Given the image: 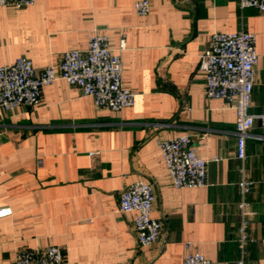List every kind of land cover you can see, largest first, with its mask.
<instances>
[{
    "label": "crops",
    "instance_id": "1",
    "mask_svg": "<svg viewBox=\"0 0 264 264\" xmlns=\"http://www.w3.org/2000/svg\"><path fill=\"white\" fill-rule=\"evenodd\" d=\"M37 0L0 6V67L20 57L41 71L64 52L88 49L98 32L121 52L123 84L134 107L113 112L58 79L37 107L0 109V264L20 250L58 246L69 264H184L200 251L213 264L241 257L238 183L244 165L254 186L247 264H264V127L256 121L237 158L236 112L206 97L201 57L215 32L256 35L259 56L250 113L264 114V13L238 0ZM187 135L207 160V184L175 188L159 142ZM135 182L155 191L158 242L140 245L134 213L120 211V193ZM192 244L190 250L186 244Z\"/></svg>",
    "mask_w": 264,
    "mask_h": 264
},
{
    "label": "built area",
    "instance_id": "2",
    "mask_svg": "<svg viewBox=\"0 0 264 264\" xmlns=\"http://www.w3.org/2000/svg\"><path fill=\"white\" fill-rule=\"evenodd\" d=\"M37 0H0V6L23 8L32 6ZM241 9L254 8L264 13V0H238ZM150 0L135 4L139 16H147ZM126 49L125 35L121 34L118 50L108 36L95 32L88 49L64 52L58 66L49 65L38 71L33 62L20 57L14 64L0 67V109L14 111L20 106L37 107L41 103L42 91L62 79L69 86L78 88L84 96L93 98L99 108L119 112L134 107L136 93L123 84L121 52ZM258 53L256 35L248 31L233 33L215 32L209 47L201 57V69L205 74L206 97L223 100L236 112L237 158L246 161V141L258 120L264 127V114L250 113L257 76ZM166 170L175 188L203 187L207 184V160L199 157L187 135L159 142ZM238 183L241 200L238 210L241 217L239 247L241 257L236 264H247L246 247L254 242L248 233L252 216L248 196L254 182L243 165ZM155 191L151 184L135 182L120 193V211L134 213V227L142 246L158 242L163 230L160 220L152 217ZM13 214L11 208H0V220ZM192 244H186L190 250ZM15 264H69L64 249L48 246L37 250H20ZM184 264H213L200 251L188 252Z\"/></svg>",
    "mask_w": 264,
    "mask_h": 264
}]
</instances>
